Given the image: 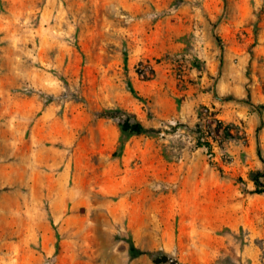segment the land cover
I'll use <instances>...</instances> for the list:
<instances>
[{
	"label": "rangeland",
	"instance_id": "374dc122",
	"mask_svg": "<svg viewBox=\"0 0 264 264\" xmlns=\"http://www.w3.org/2000/svg\"><path fill=\"white\" fill-rule=\"evenodd\" d=\"M133 25L152 51L129 62L121 29ZM161 67L181 90L190 71L210 86L225 76L216 100L252 105L256 124L229 132L213 160L197 122L190 139L175 116L146 128L141 113L157 116L131 78ZM0 86L26 133L46 110L62 131L45 142L69 173L52 225L54 249H74L61 264H264V0H0ZM12 240L0 230V245Z\"/></svg>",
	"mask_w": 264,
	"mask_h": 264
},
{
	"label": "crops",
	"instance_id": "0c3cea01",
	"mask_svg": "<svg viewBox=\"0 0 264 264\" xmlns=\"http://www.w3.org/2000/svg\"><path fill=\"white\" fill-rule=\"evenodd\" d=\"M121 30L122 39H125L129 49V62L142 60L141 55L143 57L148 54L142 53L143 48L152 51L150 46L145 47L146 39L151 40V33L142 37V29L135 25ZM161 38L167 41L171 37L164 32ZM211 76L190 71L183 90L178 89L172 76L163 67L156 71L151 80L140 81L132 77L133 87L140 96L151 100L157 116L156 121H148L141 113L139 120L143 126L156 127L158 118L175 116L191 134L188 137L190 139L193 138L192 129L197 122V109L209 107L214 110L222 126L230 132L240 128L249 131L258 119L255 108L237 100L217 101L216 92L227 78L222 75L215 86H210ZM235 85L237 90L240 89L237 95L243 98L246 91H242L240 81L236 80ZM3 94L5 88L0 86V95ZM230 94L236 96L233 92ZM0 102L4 109L0 117V157L11 159L7 164L0 165V174L5 175V182L10 187L7 192L0 194V230L7 231L13 239L7 246L0 245V264H43L51 255H56L58 264H61L64 257L69 262L74 249H54L55 233L52 228V225L62 221V190L64 179L69 173L64 169L62 151L45 145L49 137L54 142L62 141V136L58 137L62 131L52 132V128H57V125L55 121L46 122L50 114L46 110L32 124L29 133H26V121L16 114L12 116L15 111L14 102L11 105L5 97ZM34 106H37L36 103ZM38 233L42 248L31 249V238ZM45 242L48 243L47 249L43 247Z\"/></svg>",
	"mask_w": 264,
	"mask_h": 264
},
{
	"label": "built area",
	"instance_id": "2783aa9c",
	"mask_svg": "<svg viewBox=\"0 0 264 264\" xmlns=\"http://www.w3.org/2000/svg\"><path fill=\"white\" fill-rule=\"evenodd\" d=\"M198 117L197 124L198 129L202 136H200L199 141L201 143L200 149H202L206 156L211 160L214 159V148L219 147L222 142H225L224 137L213 135L215 129L220 127V133L223 132V126L221 122L215 117V112L212 108L209 107H199L197 109ZM175 121H172V124H175Z\"/></svg>",
	"mask_w": 264,
	"mask_h": 264
},
{
	"label": "trees",
	"instance_id": "16d2710c",
	"mask_svg": "<svg viewBox=\"0 0 264 264\" xmlns=\"http://www.w3.org/2000/svg\"><path fill=\"white\" fill-rule=\"evenodd\" d=\"M121 128L123 131H128V132L136 133V134L142 133L144 131L143 127L140 124L136 123V124L130 125L128 120H125L123 122ZM217 130H220V127H217ZM222 130H223L222 134L224 138L229 137V132H230L229 129L224 127ZM262 162L264 164V161ZM254 182L258 184V181L255 178H254Z\"/></svg>",
	"mask_w": 264,
	"mask_h": 264
}]
</instances>
